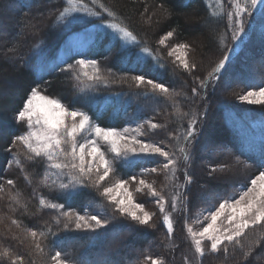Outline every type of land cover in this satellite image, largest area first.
Segmentation results:
<instances>
[{"label":"trees","instance_id":"trees-1","mask_svg":"<svg viewBox=\"0 0 264 264\" xmlns=\"http://www.w3.org/2000/svg\"><path fill=\"white\" fill-rule=\"evenodd\" d=\"M84 2L93 11L101 12V16L75 13L64 21H58L59 12L66 6L65 0H0V10L5 6L10 8L9 16L7 15L10 21L5 23L3 19L6 15L0 13V23L11 29V33H2L3 36H0V42L5 41L0 45V54L1 51L12 53L15 57L12 64L17 70H10L0 59V72L5 70L15 86H19L15 101L0 102V113L4 111L3 118L7 120L5 126L1 125L5 133L0 134V251L9 249L12 256H23V264H51L50 257L56 251L64 253L74 264H138L145 261L147 256L154 258L153 255L158 250L165 249L164 252L173 255L182 246L170 245L171 240L178 237V222H175V230L169 237L162 224V215L157 220L158 228L155 233L115 214L94 187L76 186L74 189L62 190L59 188V181L52 187H45L42 183L45 162L42 159L27 161L23 146L12 144L15 136L22 134L25 128L23 124L17 123L15 115L33 87L38 86L43 94L60 98L69 107L88 113L92 122L102 127L122 129L126 125H136L152 119L166 127L150 133L147 139L163 141L164 144L170 140L171 133L182 132L187 126L196 101L200 105H206L201 119L204 124L201 125V120H198L196 136L188 146L190 163L185 165L181 160L178 165L183 182L178 215H182L183 211L186 213L188 185L185 187L184 170L186 168L192 176L191 162L198 161L210 127L214 139L219 141V145L223 144L226 151L219 156L223 159L218 162L209 158L205 162H214L213 167L216 168L241 162L250 167L253 176L264 170V143H246L241 138V133L227 122L228 108L218 96V90L229 71L236 66L247 47L259 39L255 36L264 37V17L259 9L246 18V33L242 35L238 46L224 50L228 40L226 20L224 16H213L206 0H100V3L115 14L114 17L102 12L91 0ZM147 10L150 11L149 17L143 18ZM108 23L127 27L137 37L136 45L123 47L119 39L96 31L87 35L80 48L72 47L74 37L82 35L93 26ZM168 31L173 32L171 38L174 44L186 43L191 46L188 59L197 65L196 69L202 71L209 67L203 78L208 86L200 89L199 95L194 98L189 91L193 73L178 67L158 49L159 40ZM144 47L149 48L152 55L158 52L156 59L152 55L144 57L141 54ZM228 52L231 60L220 80H207L208 73ZM262 58L260 63L264 66V56ZM80 59L96 60L103 79L89 81L81 77L79 67L76 66V61ZM69 64L74 66L72 70L68 69ZM257 72L251 79L253 86L258 83L254 79L255 75H259V79L264 77V71L262 74ZM77 74H80L79 80L76 79ZM136 75L165 84L170 88L172 97L165 98L158 92L145 89L143 85H137L133 80ZM237 75L241 76L239 73ZM173 100L176 107L173 106ZM240 108H234L233 113L240 118L238 123L241 122L245 129L255 122L264 126V105L243 112ZM184 113L189 115H182ZM174 143L172 141L171 144ZM16 155L21 159V167L13 162ZM141 167L159 165L149 161L129 168L117 161L113 175L117 179H128L139 173ZM48 175L53 180L56 179L51 171ZM9 179L15 182L14 186L6 183ZM61 179L68 183L66 177ZM206 183L218 187L211 180ZM227 189L226 186L225 193ZM17 193L19 204L11 199ZM41 197L49 202L64 204V211L79 212L81 215L86 212L101 214L109 220V224L107 228L96 232L78 231L74 225L65 230L62 216L61 223H55L60 212L42 208L39 204ZM13 220L18 221L19 226L13 224ZM29 229L45 233L43 238H38L44 249L42 253L35 250L28 235ZM255 240L261 243L254 247L247 261L233 260V251L230 249L224 264H233V261L235 264H261L259 261L264 259L257 258H264V232L260 229L249 230L242 243L248 245ZM212 259L208 258V262ZM0 264H10V260L0 259Z\"/></svg>","mask_w":264,"mask_h":264},{"label":"snow or ice","instance_id":"snow-or-ice-1","mask_svg":"<svg viewBox=\"0 0 264 264\" xmlns=\"http://www.w3.org/2000/svg\"><path fill=\"white\" fill-rule=\"evenodd\" d=\"M224 0H217L218 4ZM93 5H98L102 12L114 17L100 0H91ZM231 10L226 12L228 29L231 30L232 41H239L246 33V18L254 15L257 9L264 17V0H227ZM65 7L59 12L57 20L64 21L74 13H83L92 17H100L101 12L93 11L84 0H65ZM163 5H161V8ZM213 16L217 13L213 12ZM106 28L117 33L120 39L136 42L137 37L127 27H122L118 23H108ZM173 36L172 31H168L160 40V45H166V41ZM190 45L179 43L173 46L168 55L174 57L178 65L188 73H193L197 68L194 62L188 59ZM142 51L146 55H151V50L144 47ZM231 60L230 52L226 53L222 59L208 73L207 80L219 81L222 73L226 70ZM76 66L89 81H100V69L96 60L80 59L76 61ZM73 65L69 64L68 69L72 70ZM91 69V71H89ZM77 74L76 79H80ZM137 85L147 84L153 93H160L165 98H171L172 92L163 83L146 79L143 75L133 77ZM208 86L205 79L199 80L198 87L191 88L192 96L199 95L200 89ZM241 102L253 105H264V83L259 86L250 87L244 94L238 96ZM173 106L176 102L173 100ZM182 115H189L184 113ZM17 123L25 126L22 134L16 135L12 141L13 145H22L27 161L42 159L45 162L42 183L45 187H52L59 181V188L62 190L80 187H94L104 197L108 204L112 206L114 212L134 221L138 225L150 226L155 213L146 210L144 203H137L132 192L129 190L130 183H136V191L148 190V194L155 198V203L162 214V224L166 228L167 235L171 237L175 230L172 216L168 211V206L172 211L177 210L181 200V194L173 195L169 201L162 191H158L153 183L148 182L143 177L149 173L166 171V179H176V171L180 161L183 160L188 165L191 156L188 146L196 136L198 121L193 116L182 132L170 134V141L175 143L172 150H168L163 141L156 142L145 139L150 133H155L158 129L166 127L154 122L152 119L137 123L135 127H102L98 123H93L88 113L69 107L62 99L43 94L39 87H33L22 107L15 115ZM183 127V125H181ZM183 141V143H181ZM162 158V160L160 159ZM117 161L129 168L143 165L151 161L160 167H141L139 173L131 175L128 179H117L114 183L105 186V182L110 179L111 174L116 171ZM13 162L21 167L19 155L13 157ZM11 166V164L9 165ZM21 170H23L21 168ZM51 171L53 180L48 172ZM215 171V169H212ZM62 177H66L65 183ZM25 179L30 183L27 176ZM185 187L192 183V176L187 169L184 170ZM51 181V183H49ZM9 186H14V181H6ZM2 190V189H0ZM17 204L20 203L19 193L11 196ZM42 208L58 210L60 216L56 217L55 223H61L60 217L64 218V229L68 230L70 225H74L76 230L96 232L99 229L107 228L109 220L103 218L101 214L81 215L79 212L64 211L65 205L61 203L49 202L44 197L39 199ZM13 224L19 226L18 221L13 220ZM194 223H199V230L194 229L191 224L185 225V230L192 242L195 253L204 257L206 254L205 242L208 245V252L229 254L230 248L233 253L239 249L243 260L252 255L254 247L259 245V240L250 241L248 245L242 243L249 230L260 229L264 232V170H261L253 177L249 178L247 185L243 186L238 194H233L223 198L218 207L210 208L207 214L197 217ZM51 229H49V232ZM34 248L37 252H43L40 239L45 236L44 232L28 230ZM246 249V250H245ZM8 258L10 264H23V256H12L9 249L0 251V259ZM52 264H74L72 260L61 251H56L50 257ZM149 264H165L163 258L145 257Z\"/></svg>","mask_w":264,"mask_h":264},{"label":"rangeland","instance_id":"rangeland-1","mask_svg":"<svg viewBox=\"0 0 264 264\" xmlns=\"http://www.w3.org/2000/svg\"><path fill=\"white\" fill-rule=\"evenodd\" d=\"M206 2L209 5L212 13L216 12L217 15L224 16L226 23L228 25L226 12L230 11L231 7L227 3V0H224V2L221 4H218L217 0H206ZM9 12H10L9 6L8 7L5 6L3 9L0 10V13L6 15L3 19L5 23H8L10 21V18L7 17V15L9 16ZM149 12L150 11L147 10V12L145 13L146 16L143 18H148ZM106 25L107 24L93 26L92 28L88 29V31L84 32L82 35L74 37L71 43L72 47H76L77 49L80 48L81 42L86 39L87 35L93 34L96 31L100 33L101 32L107 33L113 39H119L123 47H133L136 45L135 42L125 41L120 39L119 35L117 33H114L111 29L106 28ZM2 33L3 34L11 33V29L5 24L0 23V36H3ZM231 34H232L231 30L228 29V34H227L228 40L225 43L224 50L231 46L234 47L238 46L239 41H232ZM255 38L257 39L259 38V39L258 40L256 39L257 41L254 44H251L249 47H247L246 51L238 59L236 66L229 71V74L227 75L225 81L221 84L218 90V96L221 98V102H223V104L228 108L227 110L228 112L226 113L227 122H229V124L232 127L234 126L241 133V138L244 139L246 143L252 142L254 144L260 145L264 143V126L259 122H255L252 124L250 128L245 129L244 126L241 124V122L238 123L240 118H237L238 116L233 113L234 108L241 107L240 109L243 112L245 110L250 111V109L253 107L261 106V105H253V104H248L246 102H241L238 99V96L244 94L246 91L249 90L250 87L259 86L262 83H264V77L262 79H259L260 78L259 75H255L254 77V79L257 80L258 83L255 86H253L254 84L251 83V79H253V74L257 72V70H259L258 72H260V74H262V72L264 71V66H261L260 63V61L263 60L262 57L264 56V37L255 36ZM4 42L5 41L2 40L0 42V45H3ZM175 45L176 44H174L172 38H169L166 41V45H160L158 43V49L162 53H165V55L169 59H171V61L174 64L180 67L178 65V62L175 61L174 57H170L168 55L169 50ZM197 47H199V44L197 45ZM157 53L158 52H156L153 55L151 54L152 58L156 59ZM141 54L144 57H150V55H146L144 52H141ZM14 58H15L14 55L9 51L6 53L5 51H1L0 59L11 68L10 70L14 69L15 71H17L15 66L12 64ZM211 59L208 60L209 63ZM208 68L202 71L198 69L194 70L190 79L189 91H191V88L194 86L198 87L199 80L203 79L206 76L207 72L209 71ZM90 70L91 69H89V71ZM79 73H80V69H79ZM238 73L241 76H238L237 75ZM81 77L85 78L82 74ZM241 77L243 80L240 79ZM143 87L144 88L146 87L145 89L147 90H152L151 87L148 86L147 84H143ZM18 89L19 86L18 87L15 86L14 82L10 80L9 74L5 70H2L0 72V102L15 101V99L18 96V92H19ZM192 97L194 98L196 96H192ZM192 107L194 109L190 113V119L194 116L197 121L201 120L203 115L202 112H204L207 106L200 105L199 102L196 101ZM4 116H5V112L1 111L0 113L1 135H4L5 133V130L1 127V125L5 126L7 124V120L3 118ZM200 122L201 125L204 124V120H201ZM209 124L210 122L208 123V125ZM238 124L239 126H237ZM125 127H135V125H126ZM211 130L212 129L210 127L209 129L210 132L206 137L198 161L191 162L190 165L191 167L190 171L193 176V179H192V183L188 184L187 186L186 213H184L183 211L182 215L177 214L180 210V205L177 206L176 211H172L170 205L168 206V211L172 216L173 223L175 224V222H178L179 225V231L177 234L178 237L171 240L172 242L170 245L176 247H179L180 245L182 246L173 255L164 252L165 249L162 251L158 250L156 254L153 255L154 258H163L165 264H224V261L226 260V257L223 253L208 252L207 242H205V249H206V253L208 254H206L204 257L198 256L195 253V250L192 246V242L185 230L186 224H191L194 227V229L199 230L201 225L199 223H194V220L197 217H202L203 215L207 214V211L210 208H213L214 206L218 207L219 202L223 198L233 194H238L239 191L242 190L243 186L248 184L249 178L253 177V175H251L252 173L250 171V167L241 162H234V164L232 165H227L221 168L213 167V165L215 164L214 162H218L219 159H223L222 157L219 156L222 155L226 150L223 144L219 145L218 144L219 141L214 139V136L212 134L213 132ZM145 139H147V137H145ZM168 142L164 145L167 147L168 150H172V146H173V144H171L172 141L169 140ZM207 158H209L214 162H205ZM160 159L162 160V158ZM212 169H215V171H212ZM166 175H168L166 171L161 170L158 173H149L145 175L143 178L146 179L148 182L153 183V186L158 191H162L163 194L166 196V198L170 201L173 195L177 193L181 194V187L183 186V182L180 177L179 166L176 171L175 180H172L171 178L166 179ZM116 180L117 178L113 174H111L110 179L105 182V186L114 183ZM207 180L208 181L211 180L218 187L215 188L214 185L212 186L209 185V183H206ZM226 186L228 187V189L225 193ZM136 187H137L136 183L129 184V190L132 192L134 200L137 203H144L146 210L155 213V215L153 216V220L150 222V226L138 225L134 221H131L130 219L121 216L119 213L114 212L112 206L108 204V201L104 197L102 196L101 197L109 206H111L113 212L118 216L123 217L125 220H128L129 222L135 223L136 225L144 228L145 230H150L156 233V229L158 228L157 220L162 215L159 211V207L155 203V198L151 197L148 194L147 189H145L142 192H137ZM97 193L99 194V191H97ZM158 238L161 237L158 235ZM208 258H213L212 260H210L212 262L210 261L208 262ZM234 259L235 260L243 259L239 249H237L233 253V260ZM257 259H264V258L261 256V258H257ZM234 262L235 261H233V264H235ZM259 262L261 264H264V260H260ZM50 263L52 264V261H50ZM138 264H149V262L145 260Z\"/></svg>","mask_w":264,"mask_h":264}]
</instances>
